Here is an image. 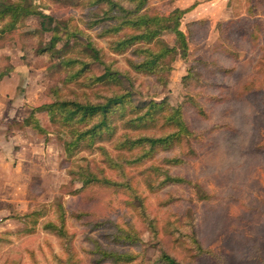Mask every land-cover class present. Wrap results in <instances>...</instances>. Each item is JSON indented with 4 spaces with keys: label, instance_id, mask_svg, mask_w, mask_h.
<instances>
[{
    "label": "rangeland",
    "instance_id": "obj_1",
    "mask_svg": "<svg viewBox=\"0 0 264 264\" xmlns=\"http://www.w3.org/2000/svg\"><path fill=\"white\" fill-rule=\"evenodd\" d=\"M33 2L38 11L54 19H72L71 23L89 34L103 49L107 60L115 61L114 66L119 70L128 69V53L110 54L106 41L96 38L95 30L85 29L86 10L78 6V0H61L60 4L48 0ZM256 3L261 5L248 15L247 7ZM192 5V10L183 16L180 23V30L188 38V57L186 60L175 59L167 85L161 92L153 87L150 77L136 75L135 85L140 96H135V99L154 96L155 100H160L166 97L171 105H177L184 101L187 94L195 95L201 89L191 87L187 90L182 79L193 61L203 57L216 58L219 64L234 70L230 78L212 77L211 81L233 86L253 74L256 91L242 101H224L217 105L203 103L209 114L205 119L199 118L190 109L185 110V119L199 134V141L194 146L196 157L183 172L187 178L204 185L213 196L210 202L195 203L191 191L179 187L150 193L140 175L142 168L130 172L145 198L148 212L157 220L164 249L178 261L184 264H216L212 257L194 258L186 247L174 242L167 233L168 221L175 220L183 211L185 202L193 201L198 219V237L205 247L223 255L224 264H264V0H153L149 9H187ZM93 13L99 14V9H94ZM230 19L250 24L256 22L260 28V31L254 32L256 41L253 43L240 36L232 37L231 44L241 53V61L213 53L219 37L216 25ZM196 21H204V24L192 26L191 23ZM2 24L0 22V28ZM22 25L35 30L38 35L33 39L20 37L21 31L2 35L0 69L10 67L11 70L0 83L5 92L11 94L10 98L7 96L9 104L15 102L18 105L12 108V131L24 138L23 145L31 144L35 150L31 155L32 162L18 172L15 171L17 160H10L9 166H0V264H58L56 257H63L60 241L43 229L45 223L55 222L54 207L57 204H61L66 211L65 228L74 235L77 264H90L81 250L87 247V228L74 221L71 212H84L88 214V220H105L111 226L131 225L144 243H148L149 234L127 204V196L99 187L74 192L78 184L71 183L68 172L81 165L83 158L97 163V152L84 150L69 159L63 151V141L68 138L67 129L51 126L43 119L42 125L48 131L43 135L23 125L22 120L33 107L49 102L47 87L54 84L55 79L48 69L47 58L35 54V49L46 42L48 36L38 29L34 18L24 20ZM163 39L170 45L174 43V37L169 32L163 33ZM207 78L203 73L202 79L207 81ZM70 88L82 91L76 85H70ZM203 89L205 96L220 94L219 90ZM199 94L202 95V92ZM198 97L195 96L200 100ZM9 104L7 107H10ZM217 123H229L236 133L209 134L210 127ZM20 147L15 146L16 149ZM24 155L27 156L26 150ZM176 197L180 198L177 204L160 205ZM32 212H42L43 215L30 232L31 224L23 221L22 216ZM100 234L89 235L99 239ZM115 249L136 255L135 261L130 264H149L156 253L151 246Z\"/></svg>",
    "mask_w": 264,
    "mask_h": 264
},
{
    "label": "trees",
    "instance_id": "obj_2",
    "mask_svg": "<svg viewBox=\"0 0 264 264\" xmlns=\"http://www.w3.org/2000/svg\"><path fill=\"white\" fill-rule=\"evenodd\" d=\"M48 1L61 3V0ZM78 1V6L86 10L85 29L95 30L96 38L106 41L110 54L128 53V69L119 70L114 66L115 61L107 60L103 49L89 34L71 23L72 19L61 21L43 14L33 0H0V22L3 23L0 38L17 31H21L22 38H36L38 33L35 30L22 27L28 18H34L38 29L48 36L46 42L35 49V54L47 58L55 83L47 87L49 102L33 107L22 123L43 135L48 133L42 125L44 120L51 126L67 129L68 138L63 141V151L69 159L80 151L97 152V163L83 158L81 165L68 172L71 183L78 184L74 192L90 187L119 191L127 196V204L149 234L148 243H144L131 225L111 226L105 220H88V214L84 212H71V218L87 228V247L81 250L90 264H130L136 255L115 247L141 246L155 248V256L149 264H184L164 249L157 220L148 212L145 198L130 170L142 168L140 175L150 193L179 187L190 190L195 203L210 202L213 196L204 185L187 178L183 172L196 157L194 146L199 141V134L185 119V110L190 109L199 118H208L203 103L217 105L224 101H242L255 93L256 77L248 75L233 86L211 81L212 77L230 78L234 70L222 66L216 58L203 57L193 61L182 79L187 90L198 87L203 90L199 91L202 95L199 92L187 94L177 105H171L166 97L160 100H155L154 96L135 99L140 96L135 85L136 75L150 77L153 87L161 92L167 85L175 59L186 60L188 57V38L180 30V23L194 5L187 9L150 10L149 4L153 0ZM258 5L261 3L247 7L246 13L252 15ZM94 9H99V14H94ZM203 24L204 21L191 23L192 26ZM216 27L219 37L213 53L234 61L242 59L241 53L231 44L232 37L240 36L253 43L256 41L254 32L260 31L256 22L242 23L240 19L220 22ZM165 32L173 35V45L163 39ZM10 70V67L0 69V80ZM203 73L208 76L207 81L202 79ZM70 85H76L82 91L69 89ZM203 88L219 90L220 94L205 96ZM221 91L225 93L221 94ZM262 106L264 113V97ZM208 133L232 135L236 130L229 123H217ZM179 201L180 198H170L160 205H175ZM54 209L55 222L45 223L43 229L60 241L63 257H56V261L58 264H77L74 235L65 228L66 211L61 204L55 205ZM42 215V212H32L22 216L23 221L31 224L30 232ZM96 232L101 233L99 239L89 235ZM167 233L174 242L186 247L194 258L212 257L216 264H224L223 255L205 247L198 237L193 201L185 202L183 211L175 220L168 221Z\"/></svg>",
    "mask_w": 264,
    "mask_h": 264
},
{
    "label": "crops",
    "instance_id": "obj_3",
    "mask_svg": "<svg viewBox=\"0 0 264 264\" xmlns=\"http://www.w3.org/2000/svg\"><path fill=\"white\" fill-rule=\"evenodd\" d=\"M10 95V93L8 94V92H5L3 85L0 83V166H9L8 162L10 160L13 162L17 160L15 171L18 172L22 170L25 165L32 162L30 159L35 148H32L31 144L27 146L23 145L24 138H22L18 132L15 133L12 131L14 130L11 123L14 116V114H12V108L15 102L9 104L7 96L10 98ZM7 104H9L10 107H7ZM17 106L16 104L15 107L17 108ZM5 134H7V137H5ZM19 145L21 147L16 149L15 146ZM25 150L27 151V158L24 155Z\"/></svg>",
    "mask_w": 264,
    "mask_h": 264
}]
</instances>
